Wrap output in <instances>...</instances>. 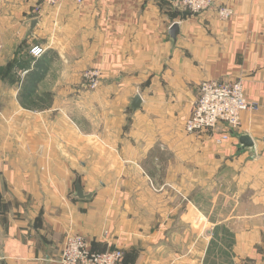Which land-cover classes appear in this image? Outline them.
I'll list each match as a JSON object with an SVG mask.
<instances>
[{
    "label": "crops",
    "instance_id": "crops-1",
    "mask_svg": "<svg viewBox=\"0 0 264 264\" xmlns=\"http://www.w3.org/2000/svg\"><path fill=\"white\" fill-rule=\"evenodd\" d=\"M219 4L231 18L169 0H0V264H57L72 234L120 264H261L264 0ZM203 81H239L255 104L228 142L221 126L185 131Z\"/></svg>",
    "mask_w": 264,
    "mask_h": 264
},
{
    "label": "built area",
    "instance_id": "built-area-1",
    "mask_svg": "<svg viewBox=\"0 0 264 264\" xmlns=\"http://www.w3.org/2000/svg\"><path fill=\"white\" fill-rule=\"evenodd\" d=\"M83 0H40L43 6H58L65 2L81 3ZM174 8L190 15H200L211 8L217 7L221 19L231 18L233 10L226 5H220V0H169ZM29 54L34 59L45 54L43 47L31 45ZM87 90L99 88L102 74L97 69L86 70L82 74ZM255 109V104L246 97L239 81L216 82L203 81L199 86V97L196 100L191 115L185 120L187 133L213 132L220 126L222 132L215 139L217 143L230 140L232 133L241 125L243 112ZM120 250L96 252L90 249L88 242L81 235L72 234L64 238L57 264H120ZM264 264V260L261 262Z\"/></svg>",
    "mask_w": 264,
    "mask_h": 264
},
{
    "label": "water",
    "instance_id": "water-1",
    "mask_svg": "<svg viewBox=\"0 0 264 264\" xmlns=\"http://www.w3.org/2000/svg\"><path fill=\"white\" fill-rule=\"evenodd\" d=\"M183 15H188V12H184ZM37 24H38L37 19L30 20L27 23V32H26L27 36H29L33 32V30ZM178 33H179V24L178 23L172 24L170 29H169L168 34H169L170 41L173 44H175V42H176V38H177ZM140 105H141V98L137 94L136 96H134L132 98L130 108L132 111H136L140 108ZM237 139H238V149H240V152L247 151L250 155V158L253 159L255 156V146H254V143L251 140V138L248 135L240 134L237 136ZM92 196H93L92 192L85 194L83 192L79 182L78 181L76 182V191L74 193L75 198H77L79 200H89L92 198Z\"/></svg>",
    "mask_w": 264,
    "mask_h": 264
}]
</instances>
